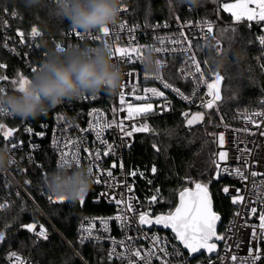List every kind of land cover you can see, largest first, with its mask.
<instances>
[{
  "label": "built area",
  "instance_id": "2783aa9c",
  "mask_svg": "<svg viewBox=\"0 0 264 264\" xmlns=\"http://www.w3.org/2000/svg\"><path fill=\"white\" fill-rule=\"evenodd\" d=\"M49 1L54 7L56 6V0ZM122 8L126 11L121 10L119 19L109 25L111 26L110 35L104 38V42L92 40V34H96L98 29L83 32L72 28L67 20V27L59 38L50 40L54 47L60 44L66 49L79 47L93 50L106 47L105 43L110 46H115L118 43L121 46H139L145 56L149 53L153 54L161 66V70L157 73L147 72L144 63L132 64L113 59L125 72L122 88L126 104L132 103L138 107L143 103H151L153 105L152 113L127 120V113L120 109L121 88L116 95L101 93L96 96L95 100L88 95L78 101L66 102L50 111L49 120L39 121L37 124L31 119L18 118L10 112L7 116L0 115V124H3L5 128H12L14 133L10 141L6 142L3 140V130H0V142L3 141L0 147L9 148L15 157V163L0 173L6 179L7 185L13 187L19 196H23L24 200L29 201L42 216V219L33 223L36 225L35 231L30 232L34 243L46 240L36 234L40 231L41 226L46 230L47 238L52 230L60 236L62 235L26 190L24 184H30L29 178H25L24 183L20 182L12 168H17V172L25 175L26 169L18 166V161L23 159L29 162L36 161L35 153L45 140L54 157L55 169L60 166L61 155L64 152L69 153V158L72 153L79 152L81 158L79 166L95 165L92 172L95 184L84 199L90 195L94 200L103 202L110 207V211L107 213L86 214L79 219L75 231L77 243L103 244L110 257L122 264H127V260L122 259L121 256L129 254L130 250L134 249H140L142 255L152 250L154 255L151 258V264H242V262L258 264L260 258L254 259V257L257 255L260 257V238L257 235L253 239L250 229L252 225L259 228L258 214L264 210V117L255 115L264 113V100L256 107L236 109L229 119L216 118L212 109L218 101L213 104L212 108L206 107L207 102L211 99L206 84L213 83L215 75L218 73L206 72L207 59L204 53L210 45L212 53L220 54L222 52L224 42L220 37V27L228 24H245L247 27L253 26L256 30V44L261 56L262 67H264V45L259 43V37L264 35V22L237 21L231 17L228 21H220L215 18L157 19L150 24H145L130 22L126 19L130 12L128 0H125ZM15 16L14 11L2 10L0 12V50L20 61L19 66L15 69L14 77L0 72V88H3L6 93L19 92L16 86L9 83V80H18L20 76L31 79L34 75L31 68H38L48 52L46 48L42 50L47 39L44 38L41 31L38 29L40 35L34 37L30 30L36 26L27 30L14 26L12 19ZM122 23L125 26L123 29L120 28ZM209 26H211V31H208ZM72 31H77L81 35L73 39L69 35ZM133 40H135V44H133ZM189 43L191 49L187 50ZM217 44L219 47H216ZM156 48H159L160 51L156 52L154 50ZM36 52L40 54V58H37ZM192 54H195L196 60L201 63V69L204 72L203 80H198L197 75H194V67L186 63ZM5 63V61L0 62L1 68L6 66ZM129 73H132V76H129ZM5 77L8 80L2 79ZM177 80L180 81L179 84L176 83ZM165 83L172 87L164 88ZM125 84H127L126 87ZM133 86L136 87V94L147 95L145 101L134 99L133 94L129 91ZM219 87L221 93V83ZM145 88H156L158 91H163L164 96L156 97L150 93L146 94L143 92ZM173 88H178L189 99H183L181 95L172 91ZM196 113L203 114L201 123L208 121L212 124V161L217 175L228 180L223 184L222 192L230 197L231 202L233 198L242 197V199L235 204L232 202L233 210L224 225L222 234L224 240H222V247H219L218 253L214 256L202 253L205 255L204 257L198 255L196 256L198 258H189L177 240L173 239L172 232L154 226L146 228L139 225L138 214L141 211L149 212L150 218L169 212L168 209L162 211L157 207L161 189L158 184L154 183L156 171L153 172L152 169H156L155 165L141 167L133 165L127 160V153L135 136L139 133H134L132 137H124L115 127L105 128L103 126L112 120H124L125 127L131 130L133 125H148L150 116L178 115L179 118L186 121ZM4 118L18 120L15 126H10L6 124ZM28 127L33 129L31 133L26 130ZM97 128L102 130L100 139L96 137ZM37 133H44V135L40 136ZM220 136L224 137L223 143L220 142ZM104 140L112 143L115 151L108 157L101 155L99 162H95L92 157L97 151L101 153L107 151L106 145L101 143ZM11 143L18 144L19 148L12 149ZM85 149L87 151H84ZM89 153L92 155L90 156ZM222 153L225 154L223 159H221ZM113 163L116 164L115 168L111 167ZM72 166H77L74 161ZM236 169L241 170L244 178H241V174L236 173ZM108 171H112V177L107 176ZM252 172H256V176H252ZM98 179L100 183H97ZM140 181L143 182L142 185L139 184ZM129 187L132 189L131 192L128 191ZM49 196L53 199L49 200ZM43 197L47 202L52 203L56 202L55 197L57 196L44 190ZM113 197L131 199L137 212L127 213V216L134 217V219H127L126 224L113 219L115 215L121 214V208H123V205L120 207L116 205ZM252 207L257 208L256 215L251 213ZM102 220L108 221L107 231H104ZM86 230L91 231V237ZM120 241H124V245H121ZM66 242L73 249V246L68 241ZM132 259L136 261L135 257ZM6 264L38 263L31 255L12 249ZM136 264H144V262L136 261Z\"/></svg>",
  "mask_w": 264,
  "mask_h": 264
},
{
  "label": "trees",
  "instance_id": "16d2710c",
  "mask_svg": "<svg viewBox=\"0 0 264 264\" xmlns=\"http://www.w3.org/2000/svg\"><path fill=\"white\" fill-rule=\"evenodd\" d=\"M130 12L126 19L130 22L150 24L157 19H197L215 18L228 21L231 16L221 8V0H201L198 6H192L188 0H128ZM55 7L49 0H43L38 7H28L26 0H0V12L14 11V26L27 30L36 26L44 38L46 48H54L51 38H59L66 29L67 22L53 17ZM220 37L224 48L220 54L208 50L206 72H217L222 76L221 100L212 109L216 118L229 119L236 109L259 106L264 100V67L256 44V30L245 24H228L220 27ZM37 58L40 54L36 52ZM220 56L225 59L221 71H216L210 57ZM6 62L1 68L9 77L15 76V69L20 61L0 50V62ZM1 65V64H0ZM177 84L180 81H176ZM50 112L37 119L49 120ZM1 120V118H0ZM6 124L15 126L18 119L4 118ZM185 120L178 115L150 116L149 132L139 133L127 153V160L133 165H155L154 183L161 189L157 204L160 210L172 211L177 202L178 193L185 188H193L196 183H204L212 200L214 211L221 217L218 233L223 234L224 225L230 217L233 204L228 195L222 192V186L228 180L213 175L215 166L212 161V124L204 121L194 127L185 126ZM2 140L0 144H2ZM36 161L19 160L20 167H25V175L12 168L20 182L29 178L30 184H24L26 190L40 206L46 216L61 233L54 230L42 242L34 243L31 233L25 227L42 219L41 214L29 202L19 196L13 187L8 186L0 173V264H6L9 252L16 249L34 257L38 264H122L110 257L103 244L77 243L75 231L79 219L86 214L107 213L110 207L94 200L88 195L83 204L80 201L49 203L43 197L46 189L45 179L54 167V157L44 140L35 153ZM140 185L143 182H139ZM68 241L73 249L67 244ZM222 247V243L220 244ZM219 246V247H220ZM260 260L264 264V243L259 244ZM204 254L199 257H204ZM198 258V257H195Z\"/></svg>",
  "mask_w": 264,
  "mask_h": 264
},
{
  "label": "clouds",
  "instance_id": "9594fccd",
  "mask_svg": "<svg viewBox=\"0 0 264 264\" xmlns=\"http://www.w3.org/2000/svg\"><path fill=\"white\" fill-rule=\"evenodd\" d=\"M198 6L201 0H188ZM125 0H56L53 17L67 20L72 28L91 32L110 25L120 17ZM28 7H38L43 0H26ZM47 46L46 43L44 45ZM216 71H221L225 59L210 57ZM144 68L149 73L161 70L155 56H145ZM124 69L114 62L109 47L94 50L72 47L49 48L46 57L22 92L6 93L0 89V108L21 119H37L66 102L101 93L116 95L123 87ZM15 163L7 147H0V172ZM49 193L75 203L85 197L95 184V177L86 166H58L47 178Z\"/></svg>",
  "mask_w": 264,
  "mask_h": 264
},
{
  "label": "snow or ice",
  "instance_id": "6c2138e0",
  "mask_svg": "<svg viewBox=\"0 0 264 264\" xmlns=\"http://www.w3.org/2000/svg\"><path fill=\"white\" fill-rule=\"evenodd\" d=\"M223 10L226 12L231 13V16L234 17L237 21L240 20H247V21H257V22H264V0H237L236 3H225L223 4ZM122 11H126V9L122 8ZM125 26L123 23L120 25V28L123 29ZM31 35L32 36H39L40 32L38 31L37 27L31 28ZM111 26L107 25L97 30L96 34H92L93 41H101L104 42V38L110 35ZM132 31V30H130ZM208 31H211V26H209ZM23 35V33H21ZM73 39L80 36L81 34L77 31H72L69 33ZM260 45H264V35L259 37ZM133 44H135V40H133ZM106 47H110L113 59L121 60L122 62H129L135 64L136 62L144 63L145 55L143 54V50L139 46H121L118 43L115 46H110L105 43ZM57 47L60 50H63L65 47L57 44ZM216 47H219L217 44ZM191 49V44L189 43L187 46V50ZM94 50V49H93ZM156 52H159L160 49H154ZM212 50V46L210 45L208 51ZM159 63V61H158ZM187 64L194 67L195 72L194 75H197L198 80H203L204 72L201 69V63L196 60L195 54H192L187 62ZM38 68H31V72L35 73ZM132 76V73L128 74ZM8 80L7 77L2 78ZM222 80V76L220 74L215 75V81L213 83H207L208 95L211 96V99L207 102L206 107L212 108L213 104L217 101L221 100V93H220V83ZM9 83H12L14 86L17 87L19 92H22L26 89L27 85L30 83V79L20 76L19 79H12L9 80ZM127 84H125V87ZM164 88H171L172 86L168 83L163 85ZM3 89V88H0ZM4 90V89H3ZM129 91L133 94V97L136 101H145L147 99V95H138L136 94V87L133 86ZM173 92L181 95L183 99L188 100L189 97L184 95V93L180 92L178 88H173ZM144 93H150L152 96L156 97H163L164 92L158 91L156 88H145L143 89ZM91 99L95 100L96 96H92ZM119 101H120V109L121 111H125L127 113V120H133L136 117L147 116V114L152 113L153 105L151 103H143L141 106H134L132 103L125 102V93L123 88L119 94ZM8 111L0 108V115L7 116ZM91 114V113H90ZM187 116V113H185ZM256 116L264 117V113H256ZM201 119L199 114L194 116L192 119H188L187 123L192 125L195 120ZM259 126V125H258ZM103 127L105 128H113L119 130V132L124 137H132L134 133H145L149 132V126L147 124H140V126L133 125L131 130L125 127L124 120L116 121L112 120L110 123L105 124ZM0 130H3V140L10 141L13 136V129L12 128H5L3 124H0ZM29 133L33 131L31 127L26 129ZM37 135L43 136L44 133H37ZM102 135V130L97 128L96 129V137L100 139ZM220 142L223 143L224 137L220 136ZM103 145H106L107 151L103 153L97 151L95 155L92 157L93 161L99 162L101 155L104 157H108L113 151H115V147L112 143L107 142L106 140L101 141ZM10 147L12 149H18L19 145L16 143H11ZM84 151H87L86 149ZM91 156L92 154L89 153ZM225 154H221V159L224 158ZM75 162L77 166L81 163V158L79 152H74L71 154L69 158V153L64 152L61 155V163L60 166H72V162ZM93 166H90L89 169L93 172ZM112 168L116 167V164L113 163L111 165ZM153 172L156 171L155 168L152 169ZM237 174H241V178H244L241 170L236 169ZM112 171L107 172L108 177H112ZM252 176H256V172L251 173ZM97 183H100V180H97ZM128 191L131 192V187L128 188ZM227 192V189H225ZM53 198L49 196V200ZM115 199V203L118 207L123 205L121 208V214H117L113 217L115 221H120L122 224L127 223V219L134 217H128L127 213H135L137 209L133 206L131 199ZM155 199V198H153ZM240 198H233L232 202L238 203L240 202ZM56 202H63L65 199L63 197H55ZM85 202L84 197H81L80 203L83 204ZM251 213L256 215L257 208L252 207L250 209ZM151 214L149 212L141 211L138 214V222L139 225L144 226H152V225H162L164 229H170L171 232L174 234L173 239L179 241V243L183 246L184 249L190 251L191 253H197L200 250H206L208 252H212L216 248V243L212 242L215 241H222L224 240L223 236L218 235L217 233V223L221 220V217L213 210L211 197L209 195L208 187L206 184L196 183L195 190H189L185 188L180 192L179 195V203L175 206L174 210L169 211L166 214L155 215L154 219L150 218ZM101 224L104 225V231H107V220H102ZM258 224L259 228H256L255 225H252L250 229L251 237L254 239L257 235L260 238L261 243H264V210H262L258 214ZM29 232L35 231L36 225L30 223L25 226ZM88 231L89 237H91V231ZM38 237H43L47 239V232L43 226L40 227V231L36 233ZM4 237L0 234V240ZM130 239V238H129ZM158 240V238H155ZM121 245H124V241L119 242ZM114 251V250H113ZM15 255V254H13ZM154 252L149 250L147 253H141L140 249L130 250L129 254H124L121 256L122 259L127 260V264H136V261H143L144 264H151V258L153 257ZM132 257L136 258V261L132 259ZM260 257L257 255L254 259H259ZM235 259V257H233ZM17 260L19 258L17 257ZM245 264V262H242Z\"/></svg>",
  "mask_w": 264,
  "mask_h": 264
},
{
  "label": "water",
  "instance_id": "95a60500",
  "mask_svg": "<svg viewBox=\"0 0 264 264\" xmlns=\"http://www.w3.org/2000/svg\"><path fill=\"white\" fill-rule=\"evenodd\" d=\"M197 114H199V116L201 117V119H198V120H195L194 121V123L192 124V125H189L188 123H187V120L188 119H192L194 116H196ZM186 121H185V126H187V127H194V126H196V125H198V124H200L202 121H203V114L202 113H196V114H192L189 118H188ZM187 189H189V190H192V191H194L195 190V187H193V188H187ZM184 190V189H183ZM182 191V190H181ZM180 191V192H181ZM180 192L178 193V196H177V203H176V205L179 203V195H180ZM210 195V194H209ZM212 201V200H211ZM175 205V206H176ZM212 207H213V204H212ZM175 208V207H174ZM174 210V209H173ZM213 210H214V208H213ZM158 215H160V214H158ZM152 219H154V217L152 218ZM219 225H220V221L217 223V233H218V227H219ZM156 227V228H158V229H161V230H167V231H170L171 232V230L170 229H164L163 227H162V225H152V226H148V225H144V227H146V228H151V227ZM174 235V234H173ZM218 235H220L219 233H218ZM220 236H222V235H220ZM178 243H179V241H177ZM212 242H214V243H216V248L212 251V252H208V251H206V250H200V251H198L197 253H191L190 251H188V250H186V249H184L183 248V246L181 245V247L183 248V250L188 254V257L189 258H194V257H196V256H198V255H200V254H202V253H205V255H207V256H214V255H216L217 253H218V251H219V246H220V244L222 243V241H215V240H213Z\"/></svg>",
  "mask_w": 264,
  "mask_h": 264
},
{
  "label": "rangeland",
  "instance_id": "374dc122",
  "mask_svg": "<svg viewBox=\"0 0 264 264\" xmlns=\"http://www.w3.org/2000/svg\"><path fill=\"white\" fill-rule=\"evenodd\" d=\"M210 4H213V2H212V0H207ZM222 1V3H221V8L223 9V4H225V3H236L237 2V0H221ZM226 12V11H225ZM226 13H228L230 16H231V13H229V12H226ZM232 17V16H231ZM232 18H234V17H232ZM217 174V171H216V168L215 169H213V175H216ZM201 184H204V183H202V182H200ZM177 203V202H176ZM174 209V208H173ZM172 209V210H173Z\"/></svg>",
  "mask_w": 264,
  "mask_h": 264
}]
</instances>
